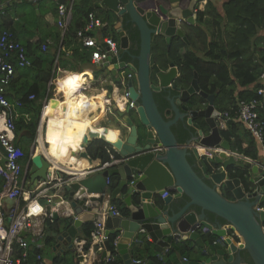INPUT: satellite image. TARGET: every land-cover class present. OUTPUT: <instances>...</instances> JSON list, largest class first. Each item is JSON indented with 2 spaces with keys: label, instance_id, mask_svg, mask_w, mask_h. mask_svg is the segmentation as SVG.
Wrapping results in <instances>:
<instances>
[{
  "label": "water",
  "instance_id": "water-1",
  "mask_svg": "<svg viewBox=\"0 0 264 264\" xmlns=\"http://www.w3.org/2000/svg\"><path fill=\"white\" fill-rule=\"evenodd\" d=\"M120 1L123 10L118 9L117 0H100L96 4L119 15V21L114 24L118 50L115 55L107 50L97 65L115 76V82L120 81L116 75L124 66V62H120L121 55L130 43L121 23L127 17V22L138 31L137 67L129 66L134 72V80L129 77L126 81L124 92L128 103L124 106H116L114 101L109 103L111 112L128 129L127 134L119 130L115 139L108 140L106 134L115 129L91 123L93 129L81 136L78 148L71 147V153L86 159L93 169L86 175L68 176V180L60 185L59 194H55L56 188L47 184L50 163L43 154L32 155L27 164L30 180L35 185L40 184L37 188L40 204L49 211L47 225L54 222V230L46 233V237L51 236L56 241L52 250L62 245L57 255L63 248V252L67 249L78 251L82 225L93 221L108 189L107 178L117 176L118 186L112 191L111 198L116 199L122 191L128 215L108 213L105 218L107 239L94 264L111 255L110 236H114L116 253L123 264H140L133 261L131 251L143 234L163 248L172 247L173 242L197 246V259L184 260L176 252L182 264H250L244 253L252 264H264V209H258L264 207V170L250 161L242 162L240 158L244 155L232 153L230 143L220 134V122L227 119L216 107L215 94L200 89L194 72L187 88L180 91L178 100L168 97L171 119L164 118L154 100V92L176 87L174 81L178 74L173 63L168 72L159 70L151 52L152 38L162 33L168 43L175 30L186 41L183 32L175 28L179 15L173 16L170 9L178 7L182 17L190 15L189 9L182 0H168L169 9L159 7L160 12L167 13V19L162 21L157 12L145 9L135 0ZM150 69L157 73L158 85L150 81ZM193 97L197 99L192 100ZM47 101L51 112L46 122L51 125L56 119L54 110L60 100L50 98ZM179 121L192 128L184 143H178L172 131ZM94 140L103 141L120 161L108 169H101L104 155L99 151L93 166L96 160L89 158L87 149ZM0 151L3 153L1 145ZM190 156L195 158L201 173L188 160ZM202 158H206L213 171L208 170ZM232 174L236 176L232 177ZM242 177H246V185ZM221 187L230 192L232 198L225 197ZM165 193L167 195L163 196ZM22 197L26 199L27 192H23ZM5 202L11 207L14 199ZM210 215H213L212 219ZM201 227L208 228L216 238L211 245L202 241ZM89 247L87 242L83 248L87 251ZM85 259L83 254L78 255L80 264H84Z\"/></svg>",
  "mask_w": 264,
  "mask_h": 264
},
{
  "label": "trees",
  "instance_id": "trees-1",
  "mask_svg": "<svg viewBox=\"0 0 264 264\" xmlns=\"http://www.w3.org/2000/svg\"><path fill=\"white\" fill-rule=\"evenodd\" d=\"M139 4L151 5H168V0H135ZM187 4L188 0H182ZM143 2V3H142ZM222 13H220L211 0H207L204 10H200L197 14V20L203 27H192L186 31V41L183 39L172 40L167 46L165 38L159 36L156 39V47L162 43L164 46L162 54L164 61H173L178 68L177 84L185 87L188 86L194 76L197 74V82L203 91L206 93H214L216 96V107L222 111L227 112L228 117L235 116L237 111V102L235 91L238 87L246 88L251 84L254 89L247 93L240 92L239 99H251L256 97V90L262 86L259 82L260 75L264 73V45L257 41L259 31L264 27V0H225L222 4ZM57 9V5H55ZM95 15L106 23L103 35L111 33V35L118 40L114 30V24L118 21V17L110 11H102L96 6L95 0H79L74 3L72 18L69 22L63 36L59 32L56 33V44L60 45L59 53L64 49L69 52L72 62L65 69L68 71H76L74 61L80 63H91V56L95 53L93 48L85 49L81 43L77 41V31L84 28L89 13ZM7 15L0 11V30H9L13 33L16 40H18L25 48V54L31 61L29 66L21 69H15L14 76L10 83L5 87V96L12 105L13 121L15 125V142L24 131L35 136L39 114L41 110V101L39 98L44 97L46 91V84L49 81L54 83L53 70L54 54L48 55V48L41 49L43 40L37 42H23L17 38L15 28H11L6 20ZM127 17L123 18V29L127 32L128 37L133 42H138L137 29L126 22ZM61 42V43H60ZM139 45V44H138ZM58 51V50H57ZM65 54V51L63 52ZM74 59V60H73ZM165 63V62H164ZM67 65V64H62ZM166 66L163 65V68ZM67 72V71H66ZM130 70H127L129 73ZM68 73V72H67ZM85 74H90L85 71ZM31 78V80L29 79ZM64 81L83 80L75 76L64 74ZM109 88V87H108ZM110 91V88L108 89ZM34 95L33 99H29L30 95ZM159 110L162 113L163 109L168 106V102L161 95H155ZM197 99L195 97L192 100ZM19 102L20 105H16ZM67 105L65 109H67ZM17 112V117H15ZM259 117L264 125V101L258 108ZM237 123L232 122L227 129H222V136L229 141H233L239 146L240 153L252 159H257L258 150L256 140L244 131H240ZM178 143H184L190 136L191 127L185 126L184 121H179L172 127ZM23 132V133H22ZM264 132V127H263ZM264 137V135H263ZM247 140V146L242 147L241 144ZM96 144V145H94ZM106 148H110L103 141L94 140L88 147V151L95 149L92 157H96V152H102L105 158L108 157ZM87 151V152H88ZM91 153V152H90ZM25 156V155H24ZM190 163L194 164L195 169L200 172L196 165V160L193 156L188 158ZM21 163V162H20ZM24 161H22V164ZM203 163L208 167V170L213 171L204 160ZM236 176L235 174L231 175ZM243 183L247 184L246 177H242ZM117 176L109 178L108 193L111 195L112 191L118 186ZM210 181H208L209 183ZM3 181L0 180V187ZM222 193L227 198H232L230 192L225 188ZM111 203L116 205L121 215H128V209L118 200L111 198ZM213 215H210V219ZM93 225L90 223L85 226L83 238L86 242L91 240V232ZM202 241L207 244H212L215 237L210 232H201ZM28 241V239H26ZM45 243L48 238H45ZM137 245L132 249L131 255L133 260H139L140 264H177L178 258L176 252L185 258H191L187 251L188 246L184 244L172 245L167 252L160 256L153 246L148 241L139 240ZM114 236L109 237L110 252L113 257L110 262L102 261L99 264H123L120 256L116 253L113 244ZM21 251V249H20ZM42 248H35L34 246L27 249V261H35L38 254L42 256ZM78 251L65 250L59 255H55L51 264H80L78 260ZM248 263L252 264L247 256L243 254ZM199 258V256H197ZM43 264V263H41Z\"/></svg>",
  "mask_w": 264,
  "mask_h": 264
},
{
  "label": "crops",
  "instance_id": "crops-1",
  "mask_svg": "<svg viewBox=\"0 0 264 264\" xmlns=\"http://www.w3.org/2000/svg\"><path fill=\"white\" fill-rule=\"evenodd\" d=\"M224 1L225 0H221L219 6L215 5V7H217L220 13H222L221 6ZM78 2L79 0H74V3H78ZM57 4L58 3L53 0H0V11L2 12V14L7 15L6 20L10 24L11 28H15L14 31L17 35V38L20 41L31 42V43L37 42L39 40H43L46 44V49L48 48V55L52 56L54 54L53 66L55 67V69L53 70V74H54L53 77L55 81L54 83L52 81H49L46 84V91H45L44 97L39 98V101H41L42 105H41V110L39 114V120H38V124L36 128L35 136L32 138L30 134L24 131V133L22 132L23 135H20L17 141L15 142V145L19 152L18 161L19 163L21 162L20 164L22 166V172L19 178V183L22 187V192H27V197L26 199H24L22 196H20L19 198L14 200V204L11 207H9V205L4 201L3 208H2V213L4 216L5 222L6 224H9L11 223V220H12V218L9 219L10 217L9 215L11 211H13L14 209L16 210L20 209L22 211V209L26 208V210L27 209L30 210V204H31V207L33 208L36 207V213L34 214L32 213L33 215L31 214L30 216L31 228L22 232V236L25 239H28V241H30L33 238L35 239V244L30 243L29 248L33 246L35 248H42V251H43L42 263L43 264H51L53 257L57 255V252L60 251V248L62 247V245L59 248L52 250L51 246H54L56 241L51 236L46 237V233L48 231L54 230V222H50L49 225H47L48 218L50 216H49V211L46 209V207L40 204V197H38V192H37V188L40 186V184L37 183L35 185L34 182L30 180V174L27 169V164H29L30 158L32 157V155L40 153V154H43V156L50 163L49 179L47 181V184L49 187L56 188L55 194L60 193L59 188H60V185L63 183L62 181L58 182V180L67 181L68 176H70L71 174L86 175V174L91 173L93 169V168L91 169V166L88 165V162L86 159L81 157L79 154H72L71 153L72 150H70L68 154L66 153L64 155L62 154V150H60V152L57 154L58 149L55 151V155L51 153L50 151L51 141L49 137L55 136L57 134V132L59 131V128H61L60 126L61 124H59L56 121H53L52 124L49 125L46 122L51 108L46 107L47 108L46 113L45 114L42 113V110H43L42 106L44 104V101L45 99L56 98L60 100V103H62L64 95H65V88H66L65 86H67V84L65 83L67 79L65 81L63 79L64 74H68V75L71 74V76L73 75L75 77L82 78L83 80L81 81L73 79V81H75L78 85L80 84L79 88L75 86L76 89L78 88V92H76V97L84 96L87 100L90 99V100H93L94 102H95V99L98 93L101 92L102 96L113 98L114 91H118L120 95L124 94L122 92L123 90L122 85L126 86L125 76L124 78H122L123 80L122 79L120 80V81H124L123 82L124 84L122 85L115 84V78L110 79V80L108 79L110 76V72H107V70L100 68L99 65L92 63V62L82 64L79 61H74L73 65H75L76 71L72 72L70 70L68 71V69H65L69 66V63L72 62V58L68 55L69 52L64 49L61 51V55H60L59 49H58L60 45L56 44V38H55L56 33L59 32L61 36H63L65 32L63 27L59 24L60 19L57 14V9L55 8V5ZM63 4H65L64 6H66L68 4V0H65ZM73 6H72V11H73ZM99 9L102 11H108L107 9L102 8V7H100ZM203 26L205 25H202V27ZM105 27H103L101 30H95L93 34L96 37H100L101 35H103V31ZM256 40L260 41L259 43L264 45V27L259 31ZM77 41L79 42L78 39ZM81 46L85 49H90L89 47L83 46L82 44ZM64 51H65V54H63ZM62 64H67V65H62ZM16 69H21V68L17 67ZM93 69L94 70L100 69L106 72V73H103L105 76L102 75V79L101 80L99 79V81L96 83H91L92 81L91 72ZM85 71H89L90 74H85ZM29 79L31 80V78ZM111 80H114V81H111ZM104 82H106L105 85H103ZM259 82L262 85H264L263 80H259ZM109 83L111 86L109 85ZM108 87L110 88V91L108 90L109 89ZM253 87H254L253 84H251L249 87H246V88L238 87L237 90L235 91L236 102L239 100L240 92L243 91L242 93H247L249 90L254 89ZM77 94H79V96ZM263 101L264 99L262 100V102ZM65 107H66V103L64 104V108ZM109 107H110L109 102H104V105H103L104 110L102 114H99V112H97V115H96L95 114L96 111L90 112L88 115L93 117L91 119L92 120L91 123L93 124V126H108L110 128L115 129L118 133L120 130L121 132H123L124 135H126L128 132V129L124 127L120 118H117L114 114L112 117L111 115L112 113H110L111 110L109 109ZM57 109L54 110V118L56 117L58 118V120H60L62 119V116H65L66 111H64V109H62V111H59ZM41 116H42V119H41ZM43 116H45V118H43ZM15 117H17V112H15ZM226 119L227 120L220 122V132H221V129H227L228 126L232 122H235L239 125V127L241 128L240 131L242 133L246 131L244 126L239 122L237 118H235V116L232 118L228 117ZM227 141L231 145L232 153L238 156L243 155L242 153H240V149L237 144H235L233 141L232 142L229 140ZM256 145H257V150H258L257 159H252L245 155L244 157L240 159L242 162L250 161L252 163L258 164L261 167L262 155H261V150H260V144L256 142ZM241 146L242 147L247 146L246 138L244 142L241 144ZM33 147L35 148H34V151L31 153V150ZM77 148H78V145H76V149ZM107 149L108 148H106V150ZM87 153L89 155V158L94 159V160L97 159V155H98L97 152H96V157H92V153H95V149L88 151ZM60 157H64V159L63 158L60 159ZM22 161H24L23 164H22ZM79 162H81L82 165H79L78 164ZM96 162L97 160L93 163V166ZM3 163H4V156H3L2 151H0V164H3ZM0 180L3 181L4 179L0 177ZM121 192L117 194L116 199H118L124 205V207H126L125 203L123 202V197H122L123 192L122 193ZM158 199H161V198H158ZM110 200H111V195L108 193V190H107L106 196H104L102 204L100 205L98 211L94 213L93 221L98 217L99 215L98 212L105 209L111 203ZM31 201H33V203ZM158 201H161V200H158ZM15 206L18 209L15 208ZM52 210H56V209L53 208ZM87 214H90V213H87ZM91 216H93V214H91ZM93 221H89L88 223L85 222L81 227L82 231H81V234L79 235L78 242L80 244H78L77 250L79 254H83L85 256L86 261L84 264H94V262H96V260H98V257H99L98 251H96L97 245L90 243V247L87 251L84 250L85 248H83L87 244L86 240L83 238V232H84L85 226L90 223L93 225ZM44 237L48 238V241L46 243H45ZM138 240L150 242L153 246V249H155V251H157V253H159L160 256L164 255L168 250V248L157 246L150 239H148L146 235L144 234ZM138 240L136 242V245L138 244V242H140ZM174 244L179 245V243L177 242H173V245ZM184 245L188 246L187 251L191 255V258H188V259H193V258L197 259V256H198L197 251L199 248L197 246H194L193 243L184 244ZM79 248H82V253H80ZM63 250L64 248L61 250V253H63ZM177 264H182L179 258H178Z\"/></svg>",
  "mask_w": 264,
  "mask_h": 264
},
{
  "label": "built area",
  "instance_id": "built-area-1",
  "mask_svg": "<svg viewBox=\"0 0 264 264\" xmlns=\"http://www.w3.org/2000/svg\"><path fill=\"white\" fill-rule=\"evenodd\" d=\"M64 5L61 3L57 4V14L60 19L59 24L66 30L72 18L73 4L70 3L68 4L69 6ZM105 26L106 23L102 22L94 13H89L84 28L76 33L77 39L83 46L95 50V53L91 56V62L95 64H98L105 57L107 50L111 51L114 55L118 50V42L112 36L101 35L100 37H96L93 34L95 30H101ZM41 49L45 50L46 44H42ZM30 64L31 61L25 54L24 46L16 40L13 33L5 29L0 30V145L3 148L4 156V163L0 164V177L4 179L3 185L0 187V264H41L43 261L41 254L36 255L35 261H27V249L30 243L35 244V239L33 238L27 241L21 234L31 228L30 216L32 213H36V207L33 208L30 204V210H26L25 208L21 211L15 206L18 210L14 209L11 211L9 219L12 218V220L9 224H6L2 213L3 204L6 199L16 200L23 194L22 187L19 183L22 166L18 161L19 152L15 145V125L12 105L6 98L4 91L5 87L12 80L15 69L17 67L24 68ZM259 79L264 82V73L260 75ZM65 87L67 88L68 86ZM73 91V97L76 98L78 88H75ZM124 93L127 97V93ZM33 98V94L29 96V99ZM263 99L264 85L257 88L256 97L248 100L239 99L237 101L235 118L244 126L248 134L260 144L262 155L261 167L264 170V125L258 113V108L262 105ZM47 100L45 99L42 106V113H44L46 107L50 108ZM123 103L127 104L128 100L125 98V102ZM15 104L20 105L19 102H15ZM222 113L228 118L227 112ZM106 151L109 157L101 163V169H108L120 161V158L111 148H108ZM61 181L64 182L65 180H58V182ZM107 183L109 184V178H107ZM165 195L167 194L165 193L163 196ZM38 197H40L39 193ZM31 202L33 203V201ZM258 209H264V207ZM98 213V217L93 221L90 243L97 245L96 251L100 252L103 250L102 243L107 239L105 235L106 216L108 213L113 216H120L121 214L116 205L112 203ZM202 231L207 232L208 228L203 227ZM78 244L80 243L78 242ZM113 244L115 245V241ZM20 249L21 251H19ZM79 250L82 253V248H79ZM112 258L110 255L105 258V261L110 262ZM183 259L185 260V257ZM133 261L140 262L139 260Z\"/></svg>",
  "mask_w": 264,
  "mask_h": 264
},
{
  "label": "flooded vegetation",
  "instance_id": "flooded-vegetation-1",
  "mask_svg": "<svg viewBox=\"0 0 264 264\" xmlns=\"http://www.w3.org/2000/svg\"><path fill=\"white\" fill-rule=\"evenodd\" d=\"M178 1H176V4L179 6L180 4L179 3H177ZM168 3V5L166 6V5H151V6H149V5H145V4H140V5H142L145 9H147V10H153V11H155V12H157L158 13V15L160 16V17H162V21H164L165 19H167V13H162V12H160V10H159V7L160 6H164V8H167V9H169V2H167ZM181 3H183V1L181 2ZM206 3H207V1L206 0H204V2L202 1V0H188L187 1V4H184V6L185 7H187L188 9H189V11H190V15H188L187 17H185V18H178V19H176V24H175V28H176V30L177 29H179V30H181L182 32H183V34L184 33H186V31H188V29H190V28H192V27H197V26H199V27H202V24H200L199 22H198V20H197V14H198V12L200 11V10H204L205 9V6H206ZM200 5H203V7L204 8H200ZM178 7H174L173 9H170L171 10V14L172 15H175V14H177L178 13V11H179V9H177ZM166 9V10H167ZM117 16V15H116ZM118 17V16H117ZM119 18V17H118ZM191 18V19H190ZM190 19V20H189ZM118 21H119V19H118ZM118 21H116V22H118ZM122 21H123V19L121 20V23H122ZM115 22V23H116ZM126 22H127V20H126ZM128 23V22H127ZM128 24H130L132 27H133V25L131 24V23H128ZM204 25V24H203ZM122 27H123V24H122ZM124 30V29H123ZM125 31V30H124ZM126 32V31H125ZM126 34H127V32H126ZM128 35V34H127ZM185 35V34H184ZM159 36H163L164 38H165V36L162 34V33H159V34H157V35H154L153 36V38H152V46H151V52H152V54H153V56H154V63L158 66V68H159V70L160 71H162V72H168L169 70H170V63H173L174 64V62L173 61H170V60H168V61H164V55L162 54V51L163 50H161V53H160V55H159V52L157 51V47H156V39H159ZM129 38V37H128ZM178 38H180V39H182L178 34H177V31H175L174 30V34L171 36V38H170V42L173 40H176V39H178ZM130 40V39H129ZM139 40V39H138ZM170 42H166L167 43V46L169 47V43ZM138 44H139V41L138 42H133L132 40H130V43H129V45H128V49H127V51L125 52V53H123L122 55H121V59H120V62H124V66L122 67V68H120L119 70H118V72H117V75H116V77L118 76L119 78H120V80L122 79V78H124V76H125V73L127 72V70H129V66L131 65V66H134V67H137V59H136V57L138 56V54H139V47H138ZM115 62H116V60H114ZM165 62V63H164ZM163 65H165L166 67L165 68H163ZM174 66H175V68H176V70H177V73L176 74H178V68H177V66L174 64ZM126 71V72H125ZM126 77V76H125ZM129 77H132V80H134V72L133 71H131L130 73H129V75H128V77L126 78V81L128 80V78ZM115 77H113V79H114ZM123 80V79H122ZM111 81H114V80H111ZM150 81L152 82V83H154V84H156V85H158V77H157V73L153 70V69H150ZM124 81H119L118 83L117 82H115V84H120V85H122V84H124L123 83ZM134 83H135V81H134ZM109 85H110V83H109ZM174 85L176 86L175 88H172V87H167V88H162L160 91H158V92H154V100H155V102H156V97H155V95H161V97H164L165 98V100L168 102V106L167 107H165L164 109H163V111H162V115L164 116V118H166V119H171L172 117H173V115H172V112H171V106H170V103H169V100H168V97H172V98H174L175 100H178L179 99V93H180V91L181 90H183V89H185V88H187V86H185V87H183V86H181V85H179V84H177V78L175 79V81H174ZM111 86V85H110ZM122 87L124 88V85H122ZM104 93H105V91H104ZM117 95V97L118 98H120V96L122 97V98H120L122 101H124L125 102V98H126V96H125V93L124 94H119L118 93V91H114V95ZM118 94L120 95V96H118ZM113 95V96H114ZM101 97H104V96H102V95H100ZM100 96H99V98H100ZM105 98V97H104ZM113 100H115L114 98H112ZM156 104H157V102H156ZM157 106H158V104H157ZM196 108V107H195ZM158 109H159V107H158ZM160 111V110H159ZM131 113V115H132V117L133 118H135V114H134V112H130ZM223 114V113H222ZM222 130V129H221ZM117 134H118V132H117ZM204 160H206V158H202V162L204 161ZM197 165V164H196ZM223 189V187H221V190ZM105 261V260H104Z\"/></svg>",
  "mask_w": 264,
  "mask_h": 264
},
{
  "label": "bare ground",
  "instance_id": "bare-ground-1",
  "mask_svg": "<svg viewBox=\"0 0 264 264\" xmlns=\"http://www.w3.org/2000/svg\"><path fill=\"white\" fill-rule=\"evenodd\" d=\"M56 1L57 3H61L63 4L65 0H62V2H59L58 0H53ZM96 4L100 1V0H95ZM120 0H117V7L119 10H123V2L120 3ZM74 4V0H68V4ZM143 3V2H142ZM66 6H69V5ZM114 13V12H112ZM115 15H117L119 17L118 14L114 13ZM181 11L179 10L177 15H179L178 18H185L182 17L181 15ZM176 15V14H175ZM174 16V15H173ZM187 17V16H186ZM80 85V84H79ZM79 85L73 81L70 80L67 82V88H65V95L63 98V103H59L57 106V110L62 111V109H64L65 112V116H62V119L58 120V118L54 119L53 121L58 122L59 124H61V128H59V131L57 132V134L55 136L49 137L50 141H51V146H50V151L53 155H55V151L57 150V154L60 152V150H62V154H68L69 151L71 150L70 147L76 148V145L79 144L80 142V138L81 136L88 130V129H93V127L91 126V116L88 115L90 112L92 111H96V115L97 112H99V114L103 113V105L104 102H109L111 103V101H114V104L123 106L124 105V101L120 103L121 99L117 97V95L115 94L113 96V98L115 100H113L112 98H107V97H101L100 99H102L99 102H92L91 100H87L84 96H80L81 98L78 100L76 98L73 97V90L75 89V86L79 88ZM119 96V95H118ZM119 99V100H117ZM96 100V99H95ZM67 103L66 105H68L67 109L64 108V104ZM102 107V109H100V106ZM47 108H45V112L46 113ZM49 110V109H48ZM51 112V111H49ZM62 113V112H60ZM43 118H45V116H43ZM97 132H101V129H97ZM117 137V131L116 130H110L107 134H106V138L108 140H113ZM64 159V157H60V159ZM79 165H82L81 162L78 163ZM202 228H200V233L203 232ZM207 232H210V230L208 229ZM242 239V238H241Z\"/></svg>",
  "mask_w": 264,
  "mask_h": 264
},
{
  "label": "rangeland",
  "instance_id": "rangeland-1",
  "mask_svg": "<svg viewBox=\"0 0 264 264\" xmlns=\"http://www.w3.org/2000/svg\"><path fill=\"white\" fill-rule=\"evenodd\" d=\"M203 2H204V0H202ZM212 2H213V4L214 5H216V6H219L220 5V2H221V0H211ZM200 8H204L203 7V5H200ZM109 35H111V33H109ZM116 37H117V34H116ZM118 38V37H117ZM164 46L162 45V43H160L158 46H157V51L159 52V55H160V53H161V50H163L164 48H163ZM94 70V69H93ZM92 70V72H91V75H92V81H91V83H96V82H98L99 81V79L101 80L102 79V75H104L103 73H106V72H104L103 70H98V69H95L94 71ZM126 72V71H125ZM105 76V75H104ZM113 75L110 73V76H109V80L110 79H113ZM66 84H67V82H66ZM106 84V82H104V84L103 85H105ZM135 86H136V83H135ZM123 90H122V92L124 93V90H125V86H124V88H122ZM109 94V93H108ZM100 95H102V93L100 92V93H98L97 94V96H96V100H95V102H99V103H101L102 101V99H100L99 98V96ZM119 95V94H118ZM78 96H79V94H78ZM120 96V95H119ZM105 97V96H104ZM108 98V97H107ZM120 98H122L121 96H120ZM80 99V96L78 97V100ZM90 100V99H89ZM117 100H119V99H117ZM123 100V99H122ZM120 101V103L121 102H123V101ZM91 101H93V100H91ZM101 101V102H100ZM94 102V101H93ZM67 104V103H66ZM68 106V105H67ZM100 106V105H99ZM100 109H102V107L100 106ZM103 110H104V108H103ZM110 113H112L111 115H112V117H113V114H114V112H110ZM115 115V114H114ZM116 116V115H115ZM46 254H48V253H46Z\"/></svg>",
  "mask_w": 264,
  "mask_h": 264
},
{
  "label": "clouds",
  "instance_id": "clouds-1",
  "mask_svg": "<svg viewBox=\"0 0 264 264\" xmlns=\"http://www.w3.org/2000/svg\"><path fill=\"white\" fill-rule=\"evenodd\" d=\"M67 26H68V25H67ZM107 35H109V34H107ZM109 36H112V35H109ZM184 36H185V35H184ZM112 37H113V36H112ZM185 37H186V36H185ZM113 38H114V37H113ZM114 39H115V38H114ZM116 41L118 42V40H116ZM118 47H119V42H118ZM130 72H131V70H130ZM130 72H129V73H130ZM129 73L125 74V76H126L125 78L128 77ZM208 94H209V93H208ZM108 157H109V156H108ZM108 157H107V158L104 157V161H106V160L108 159ZM104 161H103V162H104ZM67 180H68V179H67ZM65 181H66V180H65ZM105 196H106V195H105ZM120 216H121V215H120ZM89 243H90V241H89Z\"/></svg>",
  "mask_w": 264,
  "mask_h": 264
}]
</instances>
